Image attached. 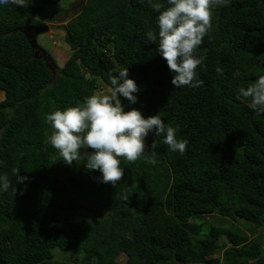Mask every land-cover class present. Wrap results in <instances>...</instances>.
<instances>
[{
  "label": "trees",
  "instance_id": "16d2710c",
  "mask_svg": "<svg viewBox=\"0 0 264 264\" xmlns=\"http://www.w3.org/2000/svg\"><path fill=\"white\" fill-rule=\"evenodd\" d=\"M62 1L0 5V175L16 187L0 191V264H120L119 255L124 264H264V241L237 222L264 227V114L238 99L264 76V0L213 9L194 53L205 57L197 88L172 85L150 0H85L63 26L61 65L38 43L32 49L24 32ZM125 68L142 116L178 126L188 144L183 154L171 151L153 130L138 160L118 158L124 175L113 186L82 162H63L46 116L83 106ZM153 142L156 165L147 163ZM14 168L28 177L23 184ZM213 215L229 224H205ZM221 250V263L211 259Z\"/></svg>",
  "mask_w": 264,
  "mask_h": 264
},
{
  "label": "clouds",
  "instance_id": "9594fccd",
  "mask_svg": "<svg viewBox=\"0 0 264 264\" xmlns=\"http://www.w3.org/2000/svg\"><path fill=\"white\" fill-rule=\"evenodd\" d=\"M31 0H0V5L27 8ZM153 11L158 12L159 54L173 73L171 83L175 88L188 86L200 87L203 81L197 78L196 69L203 63L204 56L194 55L203 38L212 28L213 9L226 6L228 0H167L168 7L150 0ZM149 43L157 40V35L149 30L146 33ZM37 41V39H36ZM217 67L216 72L222 74ZM139 91L134 80L128 78V69L118 74H110V84L89 96L83 106L55 110L46 116L53 133L51 145L58 150L63 162L72 165L82 162L89 170H98V182L113 186L119 182L124 170L120 167L119 157L135 162L145 154V138L155 130V135H164V143L174 152L183 154L187 140L177 139V127L167 126L160 116L144 118L135 108L124 111L120 96L129 104L136 103ZM250 100V107L257 114H264V76L248 86L239 89V98ZM155 142L151 145L152 156L147 163L156 165ZM91 149L92 151H87ZM80 164V163H78ZM12 169L16 183L23 184L28 177L19 175ZM13 188V181L5 173L0 175V191ZM14 194L16 187L13 188ZM22 194V192H21Z\"/></svg>",
  "mask_w": 264,
  "mask_h": 264
},
{
  "label": "rangeland",
  "instance_id": "374dc122",
  "mask_svg": "<svg viewBox=\"0 0 264 264\" xmlns=\"http://www.w3.org/2000/svg\"><path fill=\"white\" fill-rule=\"evenodd\" d=\"M84 1L85 0H63L57 5L45 6L43 8L42 16H45V18H41L40 21L48 29L46 32L37 34L36 39H37V43L41 47H43V49L47 50L51 54V56L55 59L57 64L61 65L63 61L66 59L65 57L68 53L67 50L68 46L65 43L66 33L63 29V26L79 12L80 7L84 3ZM29 32H31L32 35L34 34V30H30ZM50 68L52 72L56 74L55 73L56 69L52 66H50ZM103 88L104 87H102L101 89ZM3 97H4L3 93L0 92V100H2ZM120 100L123 105L124 111H129V108L131 109L135 108L139 110L142 114L141 106L137 101L135 104H129V102L126 99H120ZM87 151L91 152L92 150L88 149ZM237 222L241 225L244 231L249 233L252 232L254 234L257 232L254 235V237L260 236L261 239L264 241V227H261L262 229H259L250 222H246L242 220H237ZM206 223L215 224L223 227L229 224V220L226 218H220L216 215H213L205 218V224ZM225 242L226 239L222 237L220 238L218 245L221 247V245H223V243ZM221 252L222 250L218 255L211 257V259H217V261L221 263L222 260ZM126 259L127 258L125 255H119L117 257V262L120 264H124Z\"/></svg>",
  "mask_w": 264,
  "mask_h": 264
},
{
  "label": "water",
  "instance_id": "95a60500",
  "mask_svg": "<svg viewBox=\"0 0 264 264\" xmlns=\"http://www.w3.org/2000/svg\"><path fill=\"white\" fill-rule=\"evenodd\" d=\"M47 27L46 26H44V25H42V26H34L33 28H32V30H34V35H32L31 37H29L28 35H27V31L29 30H31L30 28L27 30V31H25L24 33L27 35V38H28V40H29V44L31 45V47H32V49H34L35 48V46H36V44H37V41H36V36H37V34H40V33H43V32H46L47 31ZM40 57H42V56H40ZM39 58V57H38Z\"/></svg>",
  "mask_w": 264,
  "mask_h": 264
},
{
  "label": "flooded vegetation",
  "instance_id": "af4514ba",
  "mask_svg": "<svg viewBox=\"0 0 264 264\" xmlns=\"http://www.w3.org/2000/svg\"><path fill=\"white\" fill-rule=\"evenodd\" d=\"M27 34H28L29 37L32 36L31 32H29V31H27ZM33 35H34V34H33ZM36 51L38 52L39 50L37 49Z\"/></svg>",
  "mask_w": 264,
  "mask_h": 264
}]
</instances>
